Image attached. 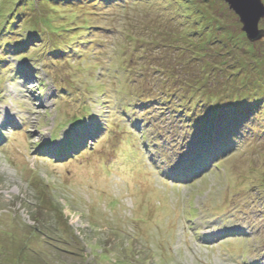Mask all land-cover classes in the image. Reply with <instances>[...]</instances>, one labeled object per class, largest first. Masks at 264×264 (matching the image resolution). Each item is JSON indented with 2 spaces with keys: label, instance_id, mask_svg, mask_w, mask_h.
<instances>
[{
  "label": "rangeland",
  "instance_id": "obj_1",
  "mask_svg": "<svg viewBox=\"0 0 264 264\" xmlns=\"http://www.w3.org/2000/svg\"><path fill=\"white\" fill-rule=\"evenodd\" d=\"M82 120L102 126L94 147L42 153ZM233 130L231 152L176 182L186 155ZM258 263L264 41L232 5L0 0V264Z\"/></svg>",
  "mask_w": 264,
  "mask_h": 264
},
{
  "label": "water",
  "instance_id": "obj_2",
  "mask_svg": "<svg viewBox=\"0 0 264 264\" xmlns=\"http://www.w3.org/2000/svg\"><path fill=\"white\" fill-rule=\"evenodd\" d=\"M236 10L243 24V30L252 43L264 41V30H259V22L264 19L262 0H226Z\"/></svg>",
  "mask_w": 264,
  "mask_h": 264
},
{
  "label": "trees",
  "instance_id": "obj_3",
  "mask_svg": "<svg viewBox=\"0 0 264 264\" xmlns=\"http://www.w3.org/2000/svg\"><path fill=\"white\" fill-rule=\"evenodd\" d=\"M220 29V28H219ZM247 37V36H246ZM248 39V38H247ZM253 44V43H252ZM236 94V93H235ZM214 97H212V99H213ZM246 98H244V100H245ZM242 102V101H241ZM236 108H240L239 107V105L236 107ZM238 116H240V115H238ZM241 133H242V131H240V130H237L236 131V134H235V132H234V130H233V132L232 133H228V134H223L222 132H221V134L220 135H218V136H216V137H214V138H212V139H210V140H208L207 141V145L211 148V150L209 151V153H210V156H212V155H215V154H217L218 155V153H219V150L218 149H216V147L218 146V145H220L221 147H222V149H224V148H229V147H232L233 146V144H234V142H235V140L236 139H233L232 140V138H231V136L230 135H232V136H234V137H237V138H240L241 137ZM238 134H240V137L238 136ZM69 137V136H68ZM199 146V145H198ZM199 147H201V146H199ZM203 148H206L205 146H202ZM195 151H198V149H196ZM199 156H201V157H204V155H200L199 154ZM202 159H199L198 161H201ZM207 160H208V158H207ZM42 232V231H41ZM36 233V232H35Z\"/></svg>",
  "mask_w": 264,
  "mask_h": 264
},
{
  "label": "bare ground",
  "instance_id": "obj_4",
  "mask_svg": "<svg viewBox=\"0 0 264 264\" xmlns=\"http://www.w3.org/2000/svg\"><path fill=\"white\" fill-rule=\"evenodd\" d=\"M97 133H98V131H97ZM107 198V197H106ZM132 244V243H131ZM133 245V244H132Z\"/></svg>",
  "mask_w": 264,
  "mask_h": 264
}]
</instances>
